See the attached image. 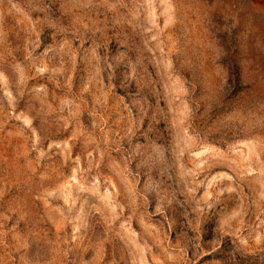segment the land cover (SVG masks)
Segmentation results:
<instances>
[{
  "label": "rangeland",
  "instance_id": "rangeland-1",
  "mask_svg": "<svg viewBox=\"0 0 264 264\" xmlns=\"http://www.w3.org/2000/svg\"><path fill=\"white\" fill-rule=\"evenodd\" d=\"M0 264H264V0H0Z\"/></svg>",
  "mask_w": 264,
  "mask_h": 264
}]
</instances>
